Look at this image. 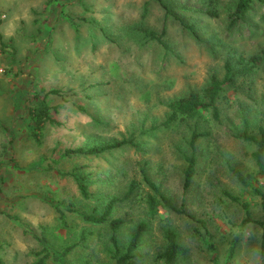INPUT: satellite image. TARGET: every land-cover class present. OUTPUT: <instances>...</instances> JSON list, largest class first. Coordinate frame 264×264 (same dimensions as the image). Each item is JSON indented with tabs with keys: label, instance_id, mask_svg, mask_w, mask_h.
Returning a JSON list of instances; mask_svg holds the SVG:
<instances>
[{
	"label": "rangeland",
	"instance_id": "374dc122",
	"mask_svg": "<svg viewBox=\"0 0 264 264\" xmlns=\"http://www.w3.org/2000/svg\"><path fill=\"white\" fill-rule=\"evenodd\" d=\"M165 1L195 23L198 39L166 19L156 0H0V264H115L112 218L122 219L116 231L122 245L147 221L134 264H162L167 227L180 247L177 264H264L262 228L242 221L239 203H248L252 218L264 219L258 194H264V177L252 156L255 145L236 136L264 127V60L225 85L217 120L203 110L196 119L177 116L164 124L167 102L189 89L202 95L210 74L222 78L224 62L235 54L261 55L264 2L228 27L235 0ZM139 26L164 27L169 49L145 39ZM41 98L55 122L43 125L36 143L28 108ZM194 128L205 134L184 190ZM129 137L136 145L64 152ZM142 165L196 220L162 208L149 220L144 184L130 202L116 203L106 222L84 219L100 215L110 197H122L130 180H140ZM72 170L87 177L89 198L80 194Z\"/></svg>",
	"mask_w": 264,
	"mask_h": 264
},
{
	"label": "trees",
	"instance_id": "16d2710c",
	"mask_svg": "<svg viewBox=\"0 0 264 264\" xmlns=\"http://www.w3.org/2000/svg\"><path fill=\"white\" fill-rule=\"evenodd\" d=\"M156 1L164 10V16L166 19H172L174 21H177L181 24L184 29L190 32L191 35H193L197 39L199 38L197 32L195 31V23L185 22L182 17L174 10V8L169 5L165 0ZM255 2L263 3L264 0H235L233 8L229 10V13L227 15V26L231 27L235 23L245 22L247 19L246 14H248L252 10ZM208 12L210 14H213V12L211 11ZM145 13L146 9L144 8L141 17H143ZM137 30L141 32L142 36L145 39L154 40L159 43L165 50L169 49L168 43L163 38L165 35L164 27L159 32L153 29H148L143 26H139ZM261 60H264V50H261V55L254 54L247 58L243 57L241 54H235V58L233 59V61L227 60L224 62V74L222 78H218L215 73L210 74L208 78V83L204 88L202 95H200L194 89H189L187 93L183 96H180L176 99L167 102V106L169 108V115L164 124L173 121L177 116H181L183 118L196 119L197 117H200V113L203 110L208 111L210 116L214 120H217L219 118V107L217 103L223 95L225 85L231 84L236 76H241L244 73H247L252 66H255L256 63ZM51 92L58 93L59 91L56 89H52ZM28 113L33 123V129L30 133V136L34 139V141H36V143H39L40 138L37 135L38 133L40 135V130L43 128V125L46 122H55L50 116V106L44 98H41L40 100L35 102L31 107L28 108ZM257 128L258 134H251L247 131H242L237 133L236 136L242 138L243 140L250 141L255 145V149L252 152V156L257 165L258 173L264 177V127L258 125ZM203 134H205V132L198 131L196 128H194L190 132L188 140L189 152L184 156V190L189 187L192 178L196 172V143ZM127 144L134 146L136 145V142H134L133 138L129 137L122 138L121 140L113 141L110 143L91 145L88 147L79 146L74 149L68 148L65 149L64 152L66 154H99L104 151ZM229 169L233 173V175L239 180V182L247 185L246 177L238 169L234 168L233 166H229ZM139 172L141 177L140 180H130L128 183L127 190L122 197H110L105 203L103 211L100 215H84V219L94 224H102L106 222L108 220L109 215L113 211L115 204L119 201L128 200L130 202L133 199L134 195L138 193L136 190L140 187V185L144 184V186L147 187V191L143 194V196L141 195V198L149 220L156 216L160 208L169 212L185 214L188 217L196 220V218L192 214L188 213L185 210L183 203L177 206L173 202L172 198L161 189V185L148 175L143 165L140 167ZM70 174L76 181L80 194L85 198H89L91 196V192L88 190V181L85 174H80L73 170L70 172ZM223 193L229 199L236 202L239 201V199L229 191L223 190ZM258 194L260 195L261 208L264 212V194H262L261 192H258ZM239 203L242 205L245 213V216L242 221H253L260 225L262 228V237L264 240V219L260 220L252 218L248 203L243 201ZM121 223V218H112L109 220V229L111 231L109 239L113 248L112 257L115 260V264H134L133 259L135 257V251L140 246L142 233L146 231L147 221L142 220L138 222L134 230L131 232L127 242L123 245L118 243L116 237V231L121 225ZM165 232L166 243L164 251L160 254V257H162V264H177V257L180 247L176 242L175 232L172 230L171 227H167ZM82 238L84 239V236H82Z\"/></svg>",
	"mask_w": 264,
	"mask_h": 264
},
{
	"label": "built area",
	"instance_id": "2783aa9c",
	"mask_svg": "<svg viewBox=\"0 0 264 264\" xmlns=\"http://www.w3.org/2000/svg\"><path fill=\"white\" fill-rule=\"evenodd\" d=\"M240 264H245V263H240Z\"/></svg>",
	"mask_w": 264,
	"mask_h": 264
}]
</instances>
